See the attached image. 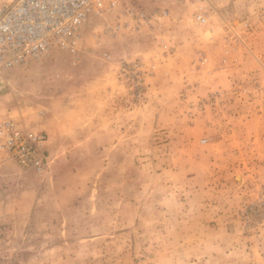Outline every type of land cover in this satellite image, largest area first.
Listing matches in <instances>:
<instances>
[{
	"label": "rangeland",
	"instance_id": "obj_1",
	"mask_svg": "<svg viewBox=\"0 0 264 264\" xmlns=\"http://www.w3.org/2000/svg\"><path fill=\"white\" fill-rule=\"evenodd\" d=\"M126 6L170 18L99 34ZM116 15L0 76L49 157L0 165V264H264V0Z\"/></svg>",
	"mask_w": 264,
	"mask_h": 264
},
{
	"label": "built area",
	"instance_id": "obj_2",
	"mask_svg": "<svg viewBox=\"0 0 264 264\" xmlns=\"http://www.w3.org/2000/svg\"><path fill=\"white\" fill-rule=\"evenodd\" d=\"M118 8L119 0H0V76L41 59L54 48L76 55L90 22L116 17ZM118 15L114 24L102 21L98 33L138 31L144 23L169 19L170 11L157 8L147 12L126 6ZM196 20L206 22L202 14ZM47 141L43 132L13 119H0V165L11 163L25 171L43 170L49 161Z\"/></svg>",
	"mask_w": 264,
	"mask_h": 264
},
{
	"label": "water",
	"instance_id": "obj_3",
	"mask_svg": "<svg viewBox=\"0 0 264 264\" xmlns=\"http://www.w3.org/2000/svg\"><path fill=\"white\" fill-rule=\"evenodd\" d=\"M3 87V82L0 80V88Z\"/></svg>",
	"mask_w": 264,
	"mask_h": 264
}]
</instances>
